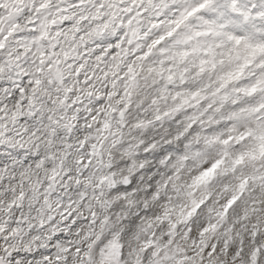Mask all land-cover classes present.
<instances>
[{
  "label": "snow or ice",
  "instance_id": "obj_1",
  "mask_svg": "<svg viewBox=\"0 0 264 264\" xmlns=\"http://www.w3.org/2000/svg\"><path fill=\"white\" fill-rule=\"evenodd\" d=\"M0 264H264V0H0Z\"/></svg>",
  "mask_w": 264,
  "mask_h": 264
}]
</instances>
